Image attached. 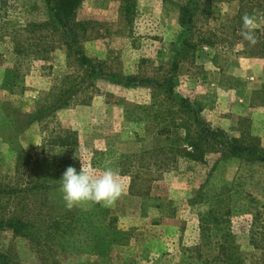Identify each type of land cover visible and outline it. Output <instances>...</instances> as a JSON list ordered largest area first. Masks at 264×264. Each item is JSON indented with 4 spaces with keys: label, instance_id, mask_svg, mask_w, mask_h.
<instances>
[{
    "label": "rangeland",
    "instance_id": "rangeland-1",
    "mask_svg": "<svg viewBox=\"0 0 264 264\" xmlns=\"http://www.w3.org/2000/svg\"><path fill=\"white\" fill-rule=\"evenodd\" d=\"M8 1L0 260L264 264V160L230 152L264 153V0H196L185 25L190 0H84L72 43L46 0ZM82 164L118 173L112 204L65 206L60 179Z\"/></svg>",
    "mask_w": 264,
    "mask_h": 264
},
{
    "label": "clouds",
    "instance_id": "clouds-1",
    "mask_svg": "<svg viewBox=\"0 0 264 264\" xmlns=\"http://www.w3.org/2000/svg\"><path fill=\"white\" fill-rule=\"evenodd\" d=\"M240 35L250 45L257 43L254 31V18L244 15L242 18ZM118 173L112 168L104 170L97 176L94 171L82 164L77 171L74 167H68L60 179V191L65 206L72 209L82 201L103 204H112L121 194L122 186L117 179Z\"/></svg>",
    "mask_w": 264,
    "mask_h": 264
},
{
    "label": "trees",
    "instance_id": "trees-1",
    "mask_svg": "<svg viewBox=\"0 0 264 264\" xmlns=\"http://www.w3.org/2000/svg\"><path fill=\"white\" fill-rule=\"evenodd\" d=\"M47 4L50 7L51 10V16H52V27L54 29H62L64 32H70L73 37L71 39V43L75 42L76 38V27L79 26V23L76 20V13L78 8L81 6L84 0H46ZM196 4V0H190L189 6H187L185 9H183L182 13V21L185 25L187 21H192L194 9H192ZM11 9V6H9L8 0H0V13L1 12H7L8 9ZM6 15V14H5ZM2 15H0L1 17ZM21 32L18 30H12L9 35L16 41H18L17 36H20ZM8 33L5 31L3 33H0V37L6 36ZM22 34V33H21ZM15 42V53L21 57L23 55V50H21L20 46L21 44L19 42ZM219 41L218 35L212 32H200V36L198 39L199 44L201 45H207V46H215L217 42ZM1 57V55H0ZM81 62L84 65H87V57L84 55H81L80 57ZM2 63V61H0ZM2 65V64H0ZM210 134L217 136L218 131H208ZM231 151L232 154H241V153H250L257 156L256 158H261L264 160V153L261 152L256 147H248L243 146L239 144L238 142H231ZM257 153V155H256ZM0 264H8L4 260H0Z\"/></svg>",
    "mask_w": 264,
    "mask_h": 264
}]
</instances>
